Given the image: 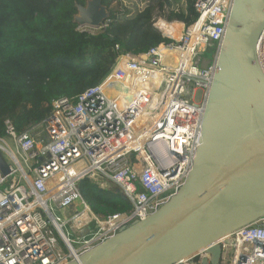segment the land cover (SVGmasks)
<instances>
[{"label": "built area", "instance_id": "2783aa9c", "mask_svg": "<svg viewBox=\"0 0 264 264\" xmlns=\"http://www.w3.org/2000/svg\"><path fill=\"white\" fill-rule=\"evenodd\" d=\"M232 3L195 0L197 18L189 25L154 17L153 26L166 40L146 51L118 55L99 83L53 99L48 115L21 133L9 119L4 121V134L14 141L26 169L0 143L16 165L6 163L7 174L0 170V264H67L146 218L178 191L200 145L205 102ZM160 21L180 23V37L166 34ZM110 22L108 17L94 30L104 31ZM212 45L217 46L213 62L201 67L199 55ZM255 53L264 75V28ZM198 90L200 98L194 100ZM83 179L116 185L130 209L95 214L81 196ZM54 209L63 210L65 218ZM66 225L78 247L63 231ZM216 243L217 264H264V215ZM212 246L172 264H214Z\"/></svg>", "mask_w": 264, "mask_h": 264}, {"label": "water", "instance_id": "95a60500", "mask_svg": "<svg viewBox=\"0 0 264 264\" xmlns=\"http://www.w3.org/2000/svg\"><path fill=\"white\" fill-rule=\"evenodd\" d=\"M108 17L101 0H86L73 20L96 29ZM263 28L264 0H233L183 184L149 216L67 264H172L209 244L217 264L216 241L264 215V75L255 53ZM0 170L8 173L1 156Z\"/></svg>", "mask_w": 264, "mask_h": 264}, {"label": "trees", "instance_id": "16d2710c", "mask_svg": "<svg viewBox=\"0 0 264 264\" xmlns=\"http://www.w3.org/2000/svg\"><path fill=\"white\" fill-rule=\"evenodd\" d=\"M101 1L111 22L92 33L73 20L86 0H0V136L6 119L21 133L48 115L53 99L99 83L118 55L166 40L153 26L154 17L185 25L197 18L195 0H142L146 3L136 10L120 0ZM79 190L97 215L127 208L117 189L83 179Z\"/></svg>", "mask_w": 264, "mask_h": 264}, {"label": "rangeland", "instance_id": "374dc122", "mask_svg": "<svg viewBox=\"0 0 264 264\" xmlns=\"http://www.w3.org/2000/svg\"><path fill=\"white\" fill-rule=\"evenodd\" d=\"M181 1L184 2V0H181ZM120 3L122 5H124V6L132 9V10H136V9L142 8L146 2L145 1H142V0H121ZM82 29H85V30L87 29L90 32H97V30L89 29L88 27L82 28ZM213 47L216 48L217 46L212 45V47H210V48L208 47L204 52H202L199 55L200 56V59H201V62H200V66L201 67H206L207 65H209V64H211L213 62V55L215 53V52L213 53ZM200 95H201V91L198 90L196 92V94H195L194 100H198L200 98ZM2 138H3V141L2 142L0 141V143L3 144V145H6L10 149V151L13 152L17 156V158L19 159V162L22 165V167H24V169H26L25 164L21 160L20 156H18L17 148H16V145H15L14 141L12 140V138H10L9 136H7L5 134L2 136ZM0 156L4 159V161L7 164L12 165L14 167L16 166L14 164V162L12 161V159L7 154H5L4 151L0 150ZM98 183H97L98 186L101 187V188H104V189H113V188L114 189H117V190L119 189L116 185H113V184H111L108 181H106V183L105 182H103V183L98 182ZM134 184L137 187V191H142L140 185L137 184V182H134ZM78 186H79V184H78ZM119 191H120L119 195L120 194L122 195L121 190H119ZM120 197H122V196H120ZM123 202L127 204V208L124 209V210H121V211H127V210H129L130 207H131L130 201L128 199H123ZM53 212L61 220H63L65 218V213H63V210H61V209H54ZM91 229H92V232H94L96 230L93 227H91ZM63 231L70 237L71 240H73L74 247H78V245L75 242V240H77V239H76V237L74 236V234L72 233V231L70 230V228L67 225L64 226ZM62 251L63 252H66V249L64 247H62Z\"/></svg>", "mask_w": 264, "mask_h": 264}, {"label": "bare ground", "instance_id": "6f19581e", "mask_svg": "<svg viewBox=\"0 0 264 264\" xmlns=\"http://www.w3.org/2000/svg\"><path fill=\"white\" fill-rule=\"evenodd\" d=\"M158 25L164 30L166 34L172 35L175 39H178L180 37V23H168L166 21H160Z\"/></svg>", "mask_w": 264, "mask_h": 264}, {"label": "crops", "instance_id": "0c3cea01", "mask_svg": "<svg viewBox=\"0 0 264 264\" xmlns=\"http://www.w3.org/2000/svg\"><path fill=\"white\" fill-rule=\"evenodd\" d=\"M63 213H64V211H63Z\"/></svg>", "mask_w": 264, "mask_h": 264}]
</instances>
